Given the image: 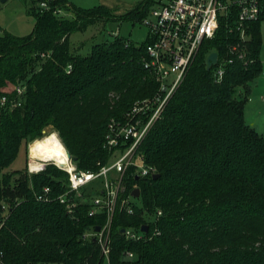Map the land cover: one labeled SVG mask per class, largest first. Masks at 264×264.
I'll return each instance as SVG.
<instances>
[{"label":"trees","instance_id":"trees-1","mask_svg":"<svg viewBox=\"0 0 264 264\" xmlns=\"http://www.w3.org/2000/svg\"><path fill=\"white\" fill-rule=\"evenodd\" d=\"M28 4L35 19L30 34L17 37L0 28V98L6 99L0 107V253L6 264H102L99 245L83 235L100 226L104 215L88 217L87 204L78 222L67 215L55 200L65 189V172L54 165L37 175L3 171L23 141L40 138L49 126L78 170L106 164L108 125L124 122L136 103L156 95L157 85L141 63L148 42L135 45L119 36L92 45L83 56L71 49L70 36L99 23L104 28L113 20L110 9L54 0L53 8L73 16L63 19ZM151 4L141 1L131 19L141 21ZM263 21L264 14L250 26L246 42L253 62L235 58L220 83L206 69V57L216 52L222 58L238 41L230 22L222 21L202 45L139 148L159 178L123 179L127 195L139 188L141 208L132 215L115 212L108 264H264V136L244 116L250 85L262 72ZM44 187L52 190L50 203L35 200ZM2 206L8 210L4 220ZM157 211L162 216L149 232L157 228L159 235L124 239L122 229L149 223ZM125 252L135 258L124 260Z\"/></svg>","mask_w":264,"mask_h":264},{"label":"built area","instance_id":"built-area-1","mask_svg":"<svg viewBox=\"0 0 264 264\" xmlns=\"http://www.w3.org/2000/svg\"><path fill=\"white\" fill-rule=\"evenodd\" d=\"M29 1L32 4L31 8L37 13H52L60 17L63 12V9L52 7L51 3L54 0ZM263 14L264 0H152L147 15L141 21L148 30L146 39L148 43L141 63L156 83L157 92L151 100L136 103L126 115L124 122L112 121L108 125L103 143L104 149L109 153L107 163L97 164L96 171H80L72 158H68L66 167L47 162L42 163L39 169L31 170L29 157L27 164L29 175L39 174L48 165H54L67 174L65 189L55 200L64 206L71 219L78 222L85 204L88 206L86 210L88 217L104 215L103 223L97 226L99 231L96 232V228L90 230L83 235V239H93L97 242L107 264L115 212L132 215L136 208H141L139 188L133 186L127 195L123 179L128 176L139 180L155 175L154 169L145 165L139 148L183 82L202 45L215 37L222 21L230 22L228 29L236 33L238 41L227 48L224 57L219 58L217 54V64L211 67L215 82L220 83L226 66L235 58L244 65L253 62L247 59L246 42L250 39V26L260 21ZM261 65L260 76L264 78V61H261ZM17 92L21 94L23 90L17 89ZM5 102L4 97L0 98V107H3ZM135 189L139 190L138 198L132 196ZM34 197L37 202L50 203L53 200L52 190L44 187L35 193ZM135 199H138V204L133 202ZM7 213V207L2 206L1 220L5 219ZM161 216V211H157L148 220L149 223L139 228L122 229L124 232L121 234L126 241L149 240L160 233L157 228L149 232V224L156 225ZM1 226L2 224L0 228ZM143 226L147 227V232L141 231ZM123 258L131 261L135 255L125 252ZM0 264H6L1 253Z\"/></svg>","mask_w":264,"mask_h":264},{"label":"rangeland","instance_id":"rangeland-1","mask_svg":"<svg viewBox=\"0 0 264 264\" xmlns=\"http://www.w3.org/2000/svg\"><path fill=\"white\" fill-rule=\"evenodd\" d=\"M74 6L81 9H91L104 5L112 12L113 20L109 21L103 28L102 23L88 28L84 32L74 33L70 36L71 49L79 51L81 55H87L92 45L122 37L129 42L140 45L147 39L148 30L141 21L131 19V13L143 0H68ZM29 0H7L0 2V28L14 36L23 37L30 34L34 28L35 19L29 13ZM63 19H72L71 13L61 12L59 15ZM1 34V32H0ZM118 35V36H117ZM262 45L260 50V60L264 61V22L261 25ZM252 93L245 104L244 115L246 124L254 129L258 134L264 136V78L259 76L252 86ZM251 91V89H250ZM242 92L239 88L237 93ZM243 98V93L240 95ZM239 97V98H240ZM49 133H55L49 126L42 131V136L33 141H23L20 145L19 153L15 161L7 167L4 173H23L27 170L29 160V147L38 139L44 138ZM57 135V133H55ZM58 137V135H57ZM59 139V137H58ZM60 140V139H59ZM61 142V141H60ZM33 156V155H32ZM28 173V172H27ZM138 204V199L133 200ZM59 264V263H55ZM102 264H107L103 260Z\"/></svg>","mask_w":264,"mask_h":264},{"label":"bare ground","instance_id":"bare-ground-1","mask_svg":"<svg viewBox=\"0 0 264 264\" xmlns=\"http://www.w3.org/2000/svg\"><path fill=\"white\" fill-rule=\"evenodd\" d=\"M29 157L31 170L39 169L42 163L60 166L66 165L69 161L67 152L55 133H49L29 147Z\"/></svg>","mask_w":264,"mask_h":264},{"label":"water","instance_id":"water-1","mask_svg":"<svg viewBox=\"0 0 264 264\" xmlns=\"http://www.w3.org/2000/svg\"><path fill=\"white\" fill-rule=\"evenodd\" d=\"M6 2V0H1V3H4ZM217 64V53H211L208 55L207 59H206V69L207 70H210L212 66H215ZM67 156L68 158H71L70 154L67 152ZM73 161H75V158H72ZM60 167H66V165L64 164H61ZM159 178V175L158 174H155L152 176V179L153 180H157ZM132 196H134L135 198H138L139 197V190L138 189H135L132 191ZM147 227L146 226H143L141 228V231L142 232H147ZM96 232L99 231V227H96L95 229ZM124 231L121 230V233H123Z\"/></svg>","mask_w":264,"mask_h":264},{"label":"crops","instance_id":"crops-1","mask_svg":"<svg viewBox=\"0 0 264 264\" xmlns=\"http://www.w3.org/2000/svg\"><path fill=\"white\" fill-rule=\"evenodd\" d=\"M6 1H7V0H6ZM257 79H258V78H257ZM257 79H256V80H257ZM256 80H255L253 83H251V85H250V88H251V93H252V89H253V87H252V86L255 84ZM244 116H245V115H244Z\"/></svg>","mask_w":264,"mask_h":264}]
</instances>
